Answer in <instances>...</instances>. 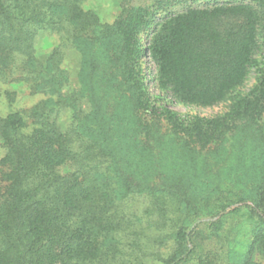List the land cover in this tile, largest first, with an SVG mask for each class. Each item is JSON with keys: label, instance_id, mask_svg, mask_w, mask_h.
Masks as SVG:
<instances>
[{"label": "trees", "instance_id": "obj_1", "mask_svg": "<svg viewBox=\"0 0 264 264\" xmlns=\"http://www.w3.org/2000/svg\"><path fill=\"white\" fill-rule=\"evenodd\" d=\"M86 1L0 0V95L11 105L18 86L40 96L0 115V264H180L195 256L199 264H248L255 250L264 257V0H122L113 22ZM48 36L56 42L45 54L39 45ZM71 49L81 54L74 84ZM145 53L164 103L229 101L226 112L192 126L231 160L224 176L193 174L197 186L175 191L125 170V152L139 140L131 131L112 137L100 83L155 110ZM252 71L255 82L244 91ZM195 191L219 218L201 219L206 214L187 197ZM243 208L255 224L241 262L229 234L211 248L208 239L221 237Z\"/></svg>", "mask_w": 264, "mask_h": 264}, {"label": "rangeland", "instance_id": "obj_2", "mask_svg": "<svg viewBox=\"0 0 264 264\" xmlns=\"http://www.w3.org/2000/svg\"><path fill=\"white\" fill-rule=\"evenodd\" d=\"M150 2L152 0L127 1V3L136 5H144ZM122 5V0H87L85 3L88 9L95 10L102 20L106 22L115 20L122 10ZM184 8V5L173 6V9L177 11H181ZM156 21H159L158 17ZM149 41L150 36L142 34V43L145 46L149 44ZM55 42L56 36H48L40 41L39 47L42 52L49 54ZM66 64L70 69L72 83L74 84L78 79L81 54L76 49L69 50ZM142 68L145 85L151 95V102L156 106L153 111L135 107L129 98L118 96L119 92H116L115 88L109 86L104 80L100 83V91L105 100L104 109L107 117L105 119L115 129V131L113 129L111 132L113 133L112 137L120 139L122 133L131 131L137 134L135 137L139 140L133 151L125 152L128 153L124 161L125 170L136 181L150 180L159 186L168 185L175 191H183L184 185L187 183L196 184L197 186L198 179L193 177V174H199L203 179L204 177L209 178L211 182L215 179V176H224L226 166L231 160H225L227 156L222 154L223 150L220 145L200 141L194 131H192V126L197 117L211 119L226 112L229 109V101L214 104L195 102L187 105L178 102L164 103L158 99L163 94V91L159 89L155 78L157 67L146 53L143 57ZM255 78L256 71H252L243 87L244 91H247L252 86ZM17 89L18 94L13 105L9 104L4 91L0 95V115H6L13 109H25L33 105L40 97L39 95H32L25 87L18 86ZM163 107L178 111L179 115L172 118L165 110H162ZM240 148L241 144L239 142L234 145V149ZM121 153L124 155V150ZM232 164L237 166L233 161ZM220 184L223 189L226 188L223 186L225 181L220 182ZM237 187H245V184L238 181ZM187 197L206 214V216L201 217L202 220L212 218L210 216L213 215L208 214L212 208L208 206L211 203V199L203 198L196 191L187 194ZM186 210L183 205V211ZM191 214L194 215L195 211L191 210ZM217 218H219V215L212 219L215 220ZM254 224L255 221L250 217L249 209L243 208L226 220L225 226L220 233L221 237L213 236L208 239L210 240L209 247H215V245L225 242L226 236L229 234L234 238V245L232 244L231 247L233 258L235 261L241 260L243 262L247 258L246 252L250 248L249 240H251V230ZM227 247L228 244L226 246L225 243L224 250H227ZM153 263L162 264L159 261H153ZM180 264H199L198 256L188 262L182 261ZM248 264H264L263 255L255 250L249 257Z\"/></svg>", "mask_w": 264, "mask_h": 264}]
</instances>
